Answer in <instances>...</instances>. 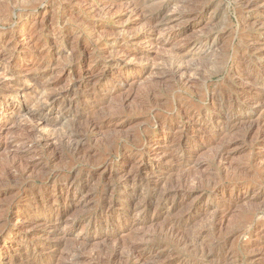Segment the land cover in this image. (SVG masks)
<instances>
[{
  "label": "rangeland",
  "instance_id": "rangeland-1",
  "mask_svg": "<svg viewBox=\"0 0 264 264\" xmlns=\"http://www.w3.org/2000/svg\"><path fill=\"white\" fill-rule=\"evenodd\" d=\"M0 229V264H264V0H0Z\"/></svg>",
  "mask_w": 264,
  "mask_h": 264
},
{
  "label": "bare ground",
  "instance_id": "bare-ground-1",
  "mask_svg": "<svg viewBox=\"0 0 264 264\" xmlns=\"http://www.w3.org/2000/svg\"><path fill=\"white\" fill-rule=\"evenodd\" d=\"M257 4H258V3H257ZM248 6H249V5H248ZM174 65H176V64H174ZM177 65H178V64H177ZM176 67H177V66H176ZM180 67H182V66H180ZM174 69H175V68H174ZM174 69H173V70H174ZM176 69H177V68H176ZM184 70H185V69H184ZM184 70H183V71H184ZM178 71H179V69H178ZM178 71H177V73H178ZM187 71H188V70H187ZM187 71H186V73H187ZM179 73H180V72H179ZM173 74H174V73H173ZM181 75H182V74H181ZM182 77H183V76H182ZM54 98H55V97H54ZM50 100H52V98H51ZM54 102H55V101H54ZM51 103H52V102H51ZM219 108H220V107H219ZM235 117H236V116H235ZM92 121H93V120H92ZM30 135H31V134H30ZM37 139H38V138H37ZM28 140H29V139H28ZM33 141H35V140H33ZM30 142H31V141H30ZM24 143H25V142H24ZM24 143H23V144H24ZM35 145H36V144H35ZM39 146H40V145H39ZM28 153H29V152H28ZM24 154H25V153H24ZM126 183H127V182H126ZM127 184H128V183H127ZM149 197H150V196H149ZM125 210H126V209H125ZM28 220H29V219H28ZM33 224H34V223H33ZM23 229H24V228H23ZM0 230H1V229H0ZM20 230H21V229H20ZM3 232H4V230H1V231H0V234L3 233ZM24 232H25V231H24ZM16 235H17V234H16ZM5 244H6V243H5ZM3 246H4V245H3ZM50 248H51V247H50ZM129 251H130V250H129ZM135 251H136V250H135ZM76 253H77V251H76ZM80 253H81V252H80ZM80 253H79V254H80ZM142 253H143V252H142ZM77 254H78V253H77ZM77 254H75L76 257H77ZM136 254H137V253H136ZM33 257H34V256H33ZM92 257H93V256H92ZM94 257H95V256H94ZM94 257H93V258H94ZM90 258H91V257H90ZM93 258H92V259H93ZM37 259H38V258H37ZM92 259H91V261L93 262ZM94 259H96V258H94ZM32 260H33V259H32ZM35 260H36V259H35ZM79 260H80V259H79ZM97 261H98V260H97ZM140 261H141V260H140ZM29 262H30V261H29ZM78 262H79V261H78ZM82 262H83V261H82ZM35 263H36V262H35ZM101 264H102V263H101Z\"/></svg>",
  "mask_w": 264,
  "mask_h": 264
}]
</instances>
